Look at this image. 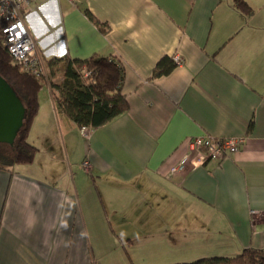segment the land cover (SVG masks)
Here are the masks:
<instances>
[{
    "label": "crops",
    "instance_id": "0c3cea01",
    "mask_svg": "<svg viewBox=\"0 0 264 264\" xmlns=\"http://www.w3.org/2000/svg\"><path fill=\"white\" fill-rule=\"evenodd\" d=\"M245 1L248 15L234 0L24 7L44 60L120 59L128 108L84 133L41 86L27 135L33 159L0 167V264H97L99 242L110 238L157 237L165 253L191 261L264 248V0ZM174 55L180 64L151 77L161 57ZM206 134L245 141L192 164L189 141Z\"/></svg>",
    "mask_w": 264,
    "mask_h": 264
},
{
    "label": "trees",
    "instance_id": "16d2710c",
    "mask_svg": "<svg viewBox=\"0 0 264 264\" xmlns=\"http://www.w3.org/2000/svg\"><path fill=\"white\" fill-rule=\"evenodd\" d=\"M234 5L245 15L252 12L245 0H234ZM89 17L102 32L106 24L97 20L89 11ZM46 75L36 76L16 63L5 44L0 31V73L13 86L26 106V116L13 144L0 142V167L11 169L20 162H30L37 147L28 140V130L38 111V92L48 84L58 112L72 119L78 127L96 128L128 108L121 85L124 65L115 56L92 54L85 59L52 57L45 60ZM176 62L173 57L163 56L155 64L151 77L168 73ZM60 74V82H53L50 72ZM172 264H264V248L247 247L233 256L212 255L192 261Z\"/></svg>",
    "mask_w": 264,
    "mask_h": 264
},
{
    "label": "built area",
    "instance_id": "2783aa9c",
    "mask_svg": "<svg viewBox=\"0 0 264 264\" xmlns=\"http://www.w3.org/2000/svg\"><path fill=\"white\" fill-rule=\"evenodd\" d=\"M31 0H0V31L4 35L5 44L14 61L23 69L40 76L46 75L45 60L39 50L37 41L31 35L24 21V7ZM75 3V0H68ZM176 64L182 62L178 55L173 57ZM85 133V127H82ZM242 136L215 137L212 135H200L190 139L189 146L197 153L196 158L191 159L192 164H200L208 158L221 159L229 153L239 149L244 143ZM187 157H183L177 167L182 168ZM89 162L84 160L82 167L88 171Z\"/></svg>",
    "mask_w": 264,
    "mask_h": 264
},
{
    "label": "rangeland",
    "instance_id": "374dc122",
    "mask_svg": "<svg viewBox=\"0 0 264 264\" xmlns=\"http://www.w3.org/2000/svg\"><path fill=\"white\" fill-rule=\"evenodd\" d=\"M54 73L51 71L50 79L52 81H58L59 75L56 76ZM41 151L42 148L40 147L38 157L44 159V154ZM153 239L156 243H153L145 237H139L135 243L114 238L105 240V242L100 241L99 243L102 245L100 246V250L98 249L97 264H171L191 261L188 259L174 258V256H180L177 253H165L164 251H167L166 249L168 247L160 244L157 237Z\"/></svg>",
    "mask_w": 264,
    "mask_h": 264
},
{
    "label": "water",
    "instance_id": "95a60500",
    "mask_svg": "<svg viewBox=\"0 0 264 264\" xmlns=\"http://www.w3.org/2000/svg\"><path fill=\"white\" fill-rule=\"evenodd\" d=\"M26 106L13 86L0 73V142L13 144L24 124Z\"/></svg>",
    "mask_w": 264,
    "mask_h": 264
}]
</instances>
